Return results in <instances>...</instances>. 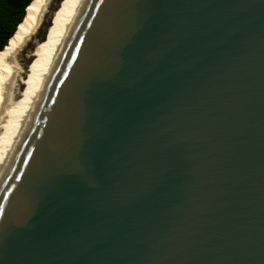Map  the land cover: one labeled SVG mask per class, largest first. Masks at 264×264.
I'll return each mask as SVG.
<instances>
[{"label": "water", "instance_id": "water-1", "mask_svg": "<svg viewBox=\"0 0 264 264\" xmlns=\"http://www.w3.org/2000/svg\"><path fill=\"white\" fill-rule=\"evenodd\" d=\"M0 264H264V0H89L0 191Z\"/></svg>", "mask_w": 264, "mask_h": 264}, {"label": "bare ground", "instance_id": "bare-ground-1", "mask_svg": "<svg viewBox=\"0 0 264 264\" xmlns=\"http://www.w3.org/2000/svg\"><path fill=\"white\" fill-rule=\"evenodd\" d=\"M88 2L58 0L46 36L25 53L28 61L23 67L19 51L37 28L47 3L32 0L0 53V191Z\"/></svg>", "mask_w": 264, "mask_h": 264}, {"label": "trees", "instance_id": "trees-1", "mask_svg": "<svg viewBox=\"0 0 264 264\" xmlns=\"http://www.w3.org/2000/svg\"><path fill=\"white\" fill-rule=\"evenodd\" d=\"M31 1L0 0V53L23 20L26 7Z\"/></svg>", "mask_w": 264, "mask_h": 264}, {"label": "rangeland", "instance_id": "rangeland-1", "mask_svg": "<svg viewBox=\"0 0 264 264\" xmlns=\"http://www.w3.org/2000/svg\"><path fill=\"white\" fill-rule=\"evenodd\" d=\"M57 1L58 0H47V3L41 14L37 28L35 29L34 33L30 36V38L25 42V44L22 46L21 50L19 51V54L22 58L23 67L26 65V62L28 61V59L24 56L25 53L34 46L35 42L39 40L38 39L39 37L46 36L47 32H46L45 27L51 24V20H49V16Z\"/></svg>", "mask_w": 264, "mask_h": 264}]
</instances>
